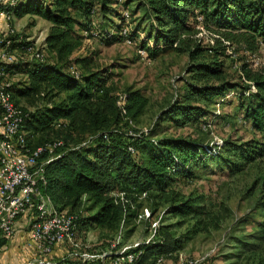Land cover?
<instances>
[{
	"label": "trees",
	"instance_id": "1",
	"mask_svg": "<svg viewBox=\"0 0 264 264\" xmlns=\"http://www.w3.org/2000/svg\"><path fill=\"white\" fill-rule=\"evenodd\" d=\"M134 2L143 5L144 18H150V37L155 43L149 51L153 55L172 49L189 56L188 72L194 84L185 103L172 109L175 122L180 125L200 119L216 98L236 91L238 109L262 140L245 144L226 141L218 152L202 149V155L200 146L180 137L144 141L134 135L123 136L120 129L139 120L148 97L140 89L129 87L125 104L118 105L119 96L108 85L106 73L94 68L93 57L73 55L83 45L81 29L90 35L123 40L122 32L128 28L129 38L138 44L139 36L128 22L134 16L130 9ZM11 10L15 18L37 15L51 23L45 59L8 65L9 73L25 76L12 82L9 89L24 111L23 129L31 147L54 140L64 142L46 166L44 191L59 210L74 208L81 198L89 197L95 212L88 220L77 211L67 210L78 214L80 234L87 233L90 224L113 229L125 212L135 214L129 200L143 194L168 203L167 212L180 219L178 225L191 223L189 238L190 233L219 229L230 215L228 207L216 208L206 195L186 196L173 186L184 177L197 176L201 169L235 174L264 157V69L254 70L242 61L240 81H232L225 65L230 49L254 52L264 44V0H19ZM78 11L86 20L78 19ZM100 12L108 18V26L89 28V21ZM113 29L116 33H111ZM203 29L212 44L204 43L200 36ZM148 41H142V46L147 47ZM30 43L15 42L14 47ZM70 138L78 144L68 148ZM139 152L143 154L141 160L136 158ZM115 191L124 192L127 201L113 195ZM173 227L162 225L157 242L129 250L141 252L136 264H156L160 257L181 250L184 240ZM261 229L264 239V221ZM5 242L0 232V247Z\"/></svg>",
	"mask_w": 264,
	"mask_h": 264
},
{
	"label": "rangeland",
	"instance_id": "2",
	"mask_svg": "<svg viewBox=\"0 0 264 264\" xmlns=\"http://www.w3.org/2000/svg\"><path fill=\"white\" fill-rule=\"evenodd\" d=\"M130 9L134 16L128 21L129 27L137 32L138 44L131 41L129 36H124L123 40H114L96 33L90 35L87 30L80 28L83 45L74 53V57H93L94 68L106 73L108 85L121 99V106L125 103L124 94L129 87L140 89L148 97L149 103L139 120L120 129L123 136L134 135L144 141L166 136L180 137L200 146L202 155V149L208 153L218 152L226 141L245 144L262 140L263 137L238 109L236 91H229L223 97L216 98L206 107V113L200 119L177 124L175 113L171 111L174 106L185 103L188 89L194 84L192 74L188 72L189 56L172 49L153 55L149 47L155 41L150 37V18H144L146 8L134 2ZM75 14L80 21L86 20L81 12ZM107 19L100 12L89 21V28L107 27ZM14 27L25 39L41 43L51 23L37 15L28 14L24 18H15ZM94 29L92 31H96ZM114 31L111 30V33H116ZM200 36L204 37V43H213L205 29ZM149 39L148 46L143 47L142 41ZM229 53L231 56L225 59V65L226 73L232 81H240L242 61L248 62L254 70L264 69V44L254 52L235 47ZM24 78L22 74L11 73L8 77L11 82L22 81ZM89 136L86 135V140ZM77 144L76 139L70 138L66 146L71 148ZM142 157V152H139L136 158L141 160ZM173 187L186 196L204 194L216 208L225 205L230 210L229 217L223 220L219 229L195 235L190 233L189 238L187 231L191 223L178 225L180 219L167 212L168 203L143 194L135 196V201L129 200L131 206L136 208L134 215L125 212L113 229L90 224V230L81 235L82 242L96 249H106L116 244L115 249L118 251L131 250L157 242L161 237L159 227L172 224L173 230L184 240V247L167 257V264L185 257L199 258L204 264H264V261L260 262L264 249V239L261 237V223L264 221V157L235 174L228 170L201 169L197 176L184 177ZM113 195L124 202L128 198L122 191H115ZM67 210L77 211L87 220L95 212L94 204L87 196L81 198L74 208L70 206ZM80 252L82 249L77 248L73 256L63 261L87 264Z\"/></svg>",
	"mask_w": 264,
	"mask_h": 264
},
{
	"label": "built area",
	"instance_id": "3",
	"mask_svg": "<svg viewBox=\"0 0 264 264\" xmlns=\"http://www.w3.org/2000/svg\"><path fill=\"white\" fill-rule=\"evenodd\" d=\"M18 1L0 0V18L7 22L5 29L0 25V232L4 237H12L17 219L33 211L30 244L40 254L49 255L57 245L69 243L75 250L82 249L80 254L87 264H136L141 252L118 251L116 244L106 249L84 244L78 228V214L59 210L44 191L47 185L46 166L64 142L54 140L31 147L23 129L24 111L9 89L12 82L8 79V65L26 60H44L46 57V36L38 43L16 32L11 8ZM122 34L127 37L128 28H124ZM16 35L17 39H14ZM25 40L31 43L21 48L14 47L15 42ZM73 72L79 75L77 70L73 69ZM120 100L118 105L121 106ZM130 150L134 151L132 147ZM156 264H167V259L160 257ZM173 264L204 263L199 258L185 257Z\"/></svg>",
	"mask_w": 264,
	"mask_h": 264
},
{
	"label": "crops",
	"instance_id": "4",
	"mask_svg": "<svg viewBox=\"0 0 264 264\" xmlns=\"http://www.w3.org/2000/svg\"><path fill=\"white\" fill-rule=\"evenodd\" d=\"M0 25L3 29L7 26L3 17L0 18ZM34 216V212L30 211L17 219L14 235L6 237V242L0 247V264H65L63 260L73 256L75 248L69 243L57 245L49 255L40 254L30 244V228Z\"/></svg>",
	"mask_w": 264,
	"mask_h": 264
}]
</instances>
